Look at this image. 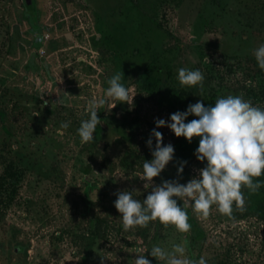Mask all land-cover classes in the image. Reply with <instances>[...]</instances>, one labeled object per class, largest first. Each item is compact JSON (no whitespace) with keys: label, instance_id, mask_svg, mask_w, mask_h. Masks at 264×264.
Listing matches in <instances>:
<instances>
[{"label":"rangeland","instance_id":"rangeland-1","mask_svg":"<svg viewBox=\"0 0 264 264\" xmlns=\"http://www.w3.org/2000/svg\"><path fill=\"white\" fill-rule=\"evenodd\" d=\"M30 4L0 0V264H133L140 254L159 264L145 249L170 250L185 235L189 258L264 264V220L253 215L256 192L247 188L244 210L234 204L231 216L212 206L197 218L189 205L187 234L158 221L125 232L113 205L118 191L139 200L151 191L136 176L151 159L145 142L154 118L167 121L189 103L207 106L228 94L264 107V72L252 55L264 43V0ZM181 67L203 73L202 90L180 87ZM115 72L129 103L109 99L97 112L93 142L81 145L76 128L87 102L103 95ZM63 92L71 94L65 105L57 102ZM156 130L174 147L165 169L176 171L180 157L179 183L196 176L204 166L193 154L199 137L189 143L166 126Z\"/></svg>","mask_w":264,"mask_h":264},{"label":"clouds","instance_id":"clouds-1","mask_svg":"<svg viewBox=\"0 0 264 264\" xmlns=\"http://www.w3.org/2000/svg\"><path fill=\"white\" fill-rule=\"evenodd\" d=\"M252 55L257 67L264 72V43L255 47ZM122 76L121 72L112 74L106 79L103 95L94 96L87 102V119H82L76 128L81 145L93 142V133L99 123L97 112L109 99L129 103V90L121 82ZM176 79L181 88H203L204 75L199 69L178 68ZM70 99L71 94L63 92L57 102L65 105ZM189 115L197 118L186 122ZM154 124L156 127L150 130L145 142L151 151V159L144 160L142 171L136 176L144 182L143 188L151 187V191L142 200L134 198L132 191L115 193L113 205L120 214L123 231L146 228L149 222L158 221L165 228L171 225L177 232L187 234L191 227L186 210L189 205L197 218H207L212 206L218 213L231 216L234 204L238 210H244L242 187L254 193L264 184V181L253 179L264 175V107L253 105L240 95L228 94L207 106L201 100L189 103L185 110L170 113L167 121L154 118ZM68 126L67 121L60 124L61 129ZM162 126L189 143L193 137H199L193 154L204 166L186 183L172 179L154 184L153 177H157L174 158V147L170 143L162 144V133L156 130ZM185 163L180 161L177 176L182 173ZM177 199L182 201V206H178ZM187 244L185 235L180 243L172 244L170 250L154 244L145 251L159 264H207L204 256L187 257ZM133 264H151V261L140 254L133 259Z\"/></svg>","mask_w":264,"mask_h":264},{"label":"trees","instance_id":"trees-1","mask_svg":"<svg viewBox=\"0 0 264 264\" xmlns=\"http://www.w3.org/2000/svg\"><path fill=\"white\" fill-rule=\"evenodd\" d=\"M28 6L30 10L34 8L33 4L28 3ZM34 18L36 19V17ZM178 158L179 161H181L180 157ZM162 176H163V180L176 179L179 182L180 179L184 176V172H182L180 176H177V171H172L168 168L163 171ZM259 180L264 181V175H261L259 177ZM252 213L253 215H256L258 218L264 220V184H262L259 190L256 191L255 198L253 201ZM100 222H103V220L100 219Z\"/></svg>","mask_w":264,"mask_h":264},{"label":"water","instance_id":"water-1","mask_svg":"<svg viewBox=\"0 0 264 264\" xmlns=\"http://www.w3.org/2000/svg\"><path fill=\"white\" fill-rule=\"evenodd\" d=\"M27 1V3H30L31 2V0H26Z\"/></svg>","mask_w":264,"mask_h":264}]
</instances>
